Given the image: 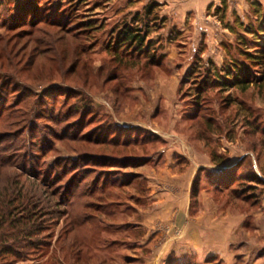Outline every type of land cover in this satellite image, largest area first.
Wrapping results in <instances>:
<instances>
[{"label": "rangeland", "instance_id": "374dc122", "mask_svg": "<svg viewBox=\"0 0 264 264\" xmlns=\"http://www.w3.org/2000/svg\"><path fill=\"white\" fill-rule=\"evenodd\" d=\"M263 16L264 0H0V158L14 163L0 168V189L14 174L37 182L39 172L40 190L58 204L43 220L46 248L0 264L75 263L56 244L86 203L98 230L78 231L92 239L85 264H141L132 258L150 257L133 244L142 236L117 229L139 225L140 210L150 216L168 154L179 175L208 165L192 195L202 187L224 217H237L228 236L236 264H264V82L241 92L215 80L264 46V37L243 32ZM124 25L149 31L150 45L118 46ZM215 177L229 179L225 191L210 184ZM194 204L203 210L201 198Z\"/></svg>", "mask_w": 264, "mask_h": 264}, {"label": "trees", "instance_id": "16d2710c", "mask_svg": "<svg viewBox=\"0 0 264 264\" xmlns=\"http://www.w3.org/2000/svg\"><path fill=\"white\" fill-rule=\"evenodd\" d=\"M155 8L156 3H150L147 5L144 9V12L146 13L145 17H150ZM26 11H28V9H26ZM256 12L258 13V11ZM135 21L139 22L140 18L137 17ZM258 21L259 22L256 29L251 26L243 27V32L248 35L254 34L257 37H264V16L262 17V20ZM81 24L90 25L91 22H83ZM144 28L147 29L148 26L144 25ZM143 31V27L134 28L124 25L123 30L119 32L117 36L118 46H121L123 44L122 42L129 43L135 47H139V52L142 51L146 44L148 46L150 45L148 42L149 31ZM245 41L246 39H244V45L246 44ZM253 44H258V42L254 41ZM245 46L247 47L246 49H250L248 45ZM242 55L245 57V61H232L227 67L224 68V78L223 76L219 75L218 78L215 77L217 78L215 79L216 82L221 83V81L218 79L226 80L229 82V87L240 90L241 92H247L252 86L260 85L264 82V46H256L254 53L243 52ZM254 66L260 68L261 70V75L259 77H251V69ZM119 90H121V88H119ZM2 111L4 112V110L1 109L0 114ZM120 145H123V147L126 148L130 146L128 142L120 143ZM135 157L136 156H127L125 157V161H133L135 160ZM24 161L26 163L25 157H18L17 162L15 160L16 163H24ZM7 164L12 165L14 163L11 161H4L2 158H0V168H3V166H6ZM35 173V179L38 182L39 172ZM227 178L230 177L227 176ZM227 178L217 179L215 177L210 179V184L218 192H223L227 188V183L229 181ZM12 180L10 179V181L0 189V259H11L13 263H15L20 258H22L24 254L23 251L29 250L31 252H36L42 251L44 248H46V239H43L41 236L48 229L44 228L43 220L51 216L53 207L55 208L58 206V204L52 201L57 194L51 193V195H48L46 191L40 190V186L36 181H25V178L23 179L22 176L16 174L12 176ZM254 182L261 184V180L259 179H256ZM40 183H42V181ZM123 186L124 188H128L130 185L129 183H126ZM66 196L74 197L75 193H68ZM84 197L89 199L92 196L89 194L85 195ZM65 200L66 199L63 198V200L60 201L61 205H65ZM101 205L103 208L104 205ZM83 209L84 211L79 214L80 216L77 220L74 221L73 218H70L71 222L69 225L71 226H68L65 231L66 238H64V240L59 238L56 244L61 245L60 253L65 251L64 246H67L66 253L68 252L67 254L74 257L75 263L73 262V264H85V262L88 261L89 258L85 257V255H87L90 251L88 241L92 240L86 235L82 237L79 236L78 231L83 226H86L85 228L88 229L90 233L98 230L91 227V224L96 221V219H94V215L87 212L91 209V203H86ZM99 225L102 227L101 229H103L104 232L108 230L105 222H99ZM138 228L139 226L137 225L132 227L129 225H121L117 231H123L127 234L130 231H135L139 233V236H142V232L138 230ZM129 236L130 235H127V238ZM66 240L68 241L69 245H67ZM116 242L117 241H114L111 246H108L112 247L116 245ZM98 243L100 244L101 241L98 240ZM123 244L125 243L123 242ZM133 244H138V242ZM102 249L104 250V248ZM105 250L107 249L105 248ZM103 255L107 256L105 253H103ZM91 260H93V258Z\"/></svg>", "mask_w": 264, "mask_h": 264}, {"label": "crops", "instance_id": "0c3cea01", "mask_svg": "<svg viewBox=\"0 0 264 264\" xmlns=\"http://www.w3.org/2000/svg\"><path fill=\"white\" fill-rule=\"evenodd\" d=\"M169 156L161 158L159 171L164 174L155 177L158 186L151 191L150 216L146 214L145 220L143 210L136 214L142 221L136 224L142 232L138 249L141 253L149 249L150 257L134 256L133 260L141 264H210V260L214 264L222 260L236 264L228 236L233 234L237 217L230 213L224 217L217 201L202 190V182L199 194L192 195L193 179L200 168L208 165H195L188 174L179 175L174 172L177 165L173 157ZM199 198L203 210L193 211L192 204Z\"/></svg>", "mask_w": 264, "mask_h": 264}]
</instances>
